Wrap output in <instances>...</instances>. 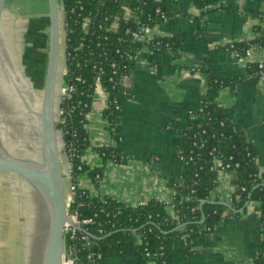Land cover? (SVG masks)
<instances>
[{"label":"crops","instance_id":"crops-1","mask_svg":"<svg viewBox=\"0 0 264 264\" xmlns=\"http://www.w3.org/2000/svg\"><path fill=\"white\" fill-rule=\"evenodd\" d=\"M40 1L35 10L32 2ZM158 1L167 4L172 16L148 29L146 38L175 39L178 52L145 45L136 53L135 66L122 84L131 99L123 103L119 142L112 139L103 114L107 94L101 88L96 91L86 114L90 147L84 160L90 170L103 172L98 182L80 174L78 185L92 198L107 197L131 207L165 201L173 214L169 181L191 180L179 154L185 131L200 120L193 111L201 107L208 89L202 68L232 82L221 90L217 103L230 123L243 130L264 173V80L249 73L250 64L264 62V42L245 56L228 49L233 43L264 39V0H214L215 6L199 22L201 10L195 0ZM43 4L44 0H28L19 10L43 12ZM110 144L123 151L127 163L103 160L97 149ZM234 191L232 175L220 171L211 200L225 207L223 217L215 230L193 240L189 250L183 240L170 244L168 264H252L257 259L264 240L261 213L254 202L234 209ZM138 246L134 236L125 257L115 253L105 263L151 264L142 259Z\"/></svg>","mask_w":264,"mask_h":264},{"label":"trees","instance_id":"trees-1","mask_svg":"<svg viewBox=\"0 0 264 264\" xmlns=\"http://www.w3.org/2000/svg\"><path fill=\"white\" fill-rule=\"evenodd\" d=\"M67 10L82 4L86 15L94 16L88 32L82 27L73 25V33L69 34L68 51H72V59L68 65L65 81H69L71 74H81L84 83L78 84V93L72 101H64L62 108H67L81 100L89 104L88 108L78 109L66 124L70 133L64 137L66 142L73 141L76 156L73 158V172L71 181L78 186L80 174L91 176L102 175L103 168L90 170L85 163L84 155L90 147L86 130V114L91 110L94 97V87L97 71L93 62H101L105 74L101 76V84L108 93V104L103 114L108 121L111 137L115 142L120 138V118L123 113V103L131 96L123 90L121 79L130 75L135 66V56L143 46L177 53L180 44L175 39L156 38L146 43L133 42L130 36L125 35L127 28L138 31H147L155 25L162 24L172 16L167 4L158 0H64ZM201 14L196 21L208 13L215 6L214 0H195ZM79 11H76L78 14ZM118 18V20H116ZM116 22L117 29L111 30ZM140 23V24H137ZM103 30L99 29V26ZM108 29L109 31H105ZM108 36V41L99 39V36ZM123 37L124 41H118ZM264 39L234 43L231 50L238 56H245L253 49L261 48ZM81 43L83 46L80 47ZM229 48V46H228ZM116 49L128 52L130 58L122 59L116 54ZM106 58H102L103 53ZM117 62L115 82H110L112 75L111 63ZM264 64V62H263ZM207 75L208 89L199 109L193 111V116L200 120L194 127L185 131L179 156L183 158L185 169L191 180L182 182L179 179L169 181V188L173 191L171 205L173 214L167 211L165 201L151 200L146 204L135 207L126 206L107 197H91L81 195L77 190L76 198L71 209H78L83 218H93L94 223L88 227L91 240L95 245L84 249L82 243H74L78 251L80 262L85 264H106V260L117 253L125 257L128 244L135 234L142 237V243L137 250L143 260L151 264H168V249L170 244L183 240L189 250L190 244L203 232L216 229L223 217L225 207L219 203H212L211 195L218 187L220 171L232 175V184L235 191L232 196L234 209L243 207L248 202H254L256 209L261 213L264 232V173H261L253 147L247 142L243 130L235 127L223 114L217 103L221 90L232 82L222 80L202 68ZM250 77L261 79L264 67L260 63L249 65ZM92 85V88H90ZM84 92V95H81ZM86 93L91 95L86 96ZM62 126L58 125L57 129ZM97 152L106 161L115 164H125L128 157L114 144L97 149ZM81 167V171L78 170ZM98 182V180H97ZM101 211H104L103 213ZM203 218L205 219L202 222ZM73 244V245H74ZM72 245L71 243L67 244ZM101 259H98V255ZM255 264H264V240L260 255Z\"/></svg>","mask_w":264,"mask_h":264},{"label":"rangeland","instance_id":"rangeland-1","mask_svg":"<svg viewBox=\"0 0 264 264\" xmlns=\"http://www.w3.org/2000/svg\"><path fill=\"white\" fill-rule=\"evenodd\" d=\"M19 7L8 0L0 25V140L13 157L42 164L40 113L48 60L42 63L37 56L45 59L49 48L47 41L41 54L37 39L49 35L40 26L44 11ZM38 211L36 194L26 181L0 176V264H32Z\"/></svg>","mask_w":264,"mask_h":264},{"label":"water","instance_id":"water-1","mask_svg":"<svg viewBox=\"0 0 264 264\" xmlns=\"http://www.w3.org/2000/svg\"><path fill=\"white\" fill-rule=\"evenodd\" d=\"M8 0H0V25ZM51 21L50 51L40 113L43 138V163L15 158L0 140V176L13 174L26 181L36 193L47 216L45 241L40 264H63L64 226L69 221L62 154L58 141L56 99L58 91V65L61 51V17L59 0H48ZM205 219L203 218L202 222ZM35 252L33 249L32 264Z\"/></svg>","mask_w":264,"mask_h":264},{"label":"built area","instance_id":"built-area-1","mask_svg":"<svg viewBox=\"0 0 264 264\" xmlns=\"http://www.w3.org/2000/svg\"><path fill=\"white\" fill-rule=\"evenodd\" d=\"M60 4V17H61V62L63 66L62 71V80L59 84V92H57V106H56V120H57V126H62L61 129L58 130V141H59V147L62 154V168H63V174L64 178L69 180V184L66 188V204H67V214L69 217V221L64 226L63 236H64V249H65V255L63 264H85L84 262L79 261L78 257V251L79 248L76 247L74 243H82V247L84 249H89L95 245V243L91 240L92 236L88 232V227L94 223L93 218H83L81 212L78 209H71L72 204L75 201L76 194L78 193L77 190L81 192V195L86 196L88 198H91L87 190L83 187H80L78 189V186L72 183L71 177L73 172V158L76 156V146L73 141L66 142L64 140V137L67 136L70 133V130L67 129L66 124L68 122V119L72 117V115L80 108H88L89 104L83 103L81 100H78L75 104H73L70 107L62 108L61 104L64 101H72L78 93V84L84 83L85 80H83V77L81 74H75L72 73L70 80L65 81V76L68 73V65L70 64V61L72 59V51H68L67 42L69 39V34H72L73 32V25L79 24L84 33L88 32V27L94 21V17H91V15H86V11H84V6L82 4L73 6L69 8V10L66 9L64 0H59ZM76 11H79L78 14ZM118 20V18H116ZM140 24V23H137ZM118 27L117 23L114 22L111 25V30H116ZM100 30H103V27L99 26ZM105 31H109L106 29ZM146 31H138L136 29H130L127 28L125 30V35L130 36L131 40L133 42L138 43H146L148 39L146 38ZM99 39H103V41H108V36H99ZM125 39L123 37L118 38V41L122 42ZM234 44V43H233ZM233 44L229 45V50L233 48ZM83 46V43H81L80 47ZM232 51V50H231ZM249 51L247 55L250 53ZM116 54L120 56V58H130V54L128 52H122L120 49H116ZM107 54L104 52L102 54V58H106ZM264 64L260 63V69H263ZM93 68L97 71V78L95 81V87H94V95L98 89H103L101 84V76L105 74V70L101 64V62L94 61L93 62ZM118 64L117 62L111 63V70L112 75L109 78L110 82H115L114 76L118 73L117 72ZM130 75H125L121 79V84H123V81L127 79ZM261 79L264 80V74H262ZM62 87V88H61ZM90 88H92V85H90ZM62 89V90H61ZM104 92L107 94V102L106 107L108 104V93L104 90ZM81 95H84V92H81ZM87 97H90L91 95L86 93ZM128 101V100H127ZM179 159L183 162V158L179 156ZM81 167H78V170L81 171ZM101 176L98 174L96 175V180H100ZM79 179V178H78ZM102 213L104 211H101ZM138 239L139 245L142 243V237L139 234L134 235ZM68 243H71L72 245H67ZM74 244V245H73ZM98 259H101V255L99 254ZM252 264H255L254 262Z\"/></svg>","mask_w":264,"mask_h":264},{"label":"flooded vegetation","instance_id":"flooded-vegetation-1","mask_svg":"<svg viewBox=\"0 0 264 264\" xmlns=\"http://www.w3.org/2000/svg\"><path fill=\"white\" fill-rule=\"evenodd\" d=\"M17 1V3L20 5L21 3L24 4V2H27L28 0H23V2H21L22 0H15ZM33 4V7H40V4H41V1L40 2H32ZM35 4V5H34ZM45 7L44 9V13H40L41 16H43L44 14V18L41 19V23H40V26L42 27H47V32L45 33L44 36L49 35V38L45 39L44 37H38L37 39V46H40L39 49L40 50V53H44V51H42V49L45 48L46 44H47V41H48V56L44 59L43 57H39L37 56L38 60H40L42 63H45V60H49V51H50V33H51V21H50V16H49V2L48 0H44V4ZM27 6V4H26ZM41 10H42V6H41ZM47 14V15H46ZM44 66V65H43ZM40 68V67H39ZM63 66H62V62H61V51H60V61H59V65H58V82H57V85L59 87V84L62 80V71H63ZM41 70V69H40ZM41 72V71H40ZM47 72V70H46ZM46 75V73H45ZM46 78V76H45ZM45 84V83H44ZM57 87V88H58ZM58 92V91H57ZM35 193V192H34ZM36 194V193H35ZM36 198L39 202V211H38V222L36 224V227H35V231H37V234H36V242H35V247H34V252H35V260H34V264H40V260H41V252H42V248H43V245H44V241H45V233H46V228H47V216H46V212L45 210L43 209V205L41 204V201H39L37 195H36Z\"/></svg>","mask_w":264,"mask_h":264},{"label":"bare ground","instance_id":"bare-ground-1","mask_svg":"<svg viewBox=\"0 0 264 264\" xmlns=\"http://www.w3.org/2000/svg\"><path fill=\"white\" fill-rule=\"evenodd\" d=\"M59 92V91H58Z\"/></svg>","mask_w":264,"mask_h":264}]
</instances>
